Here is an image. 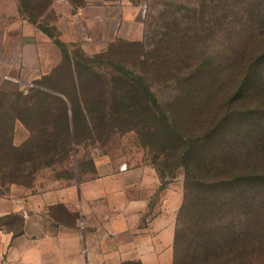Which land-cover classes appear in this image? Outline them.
Listing matches in <instances>:
<instances>
[{
	"label": "trees",
	"instance_id": "16d2710c",
	"mask_svg": "<svg viewBox=\"0 0 264 264\" xmlns=\"http://www.w3.org/2000/svg\"><path fill=\"white\" fill-rule=\"evenodd\" d=\"M232 9L229 0L212 5L205 22L209 26L195 25L202 28L198 29L205 38L197 32L190 34L196 22L190 20L189 27L171 25L160 34L156 46L151 47L144 36L142 41L118 46L117 52L110 46L109 51L93 56L112 60L109 55H125L109 64L116 75L93 74L94 60L90 58L66 57L52 68L54 77H43L44 83H35L26 92L0 93L1 180L31 184L33 177L24 180L28 166L40 163V169L48 168L55 157H61L58 163L65 160L69 165L71 152L80 142L131 131L154 152L151 164L160 176L182 169L186 184L181 213L193 188L205 201L214 198L225 183L236 186L243 176L253 182L264 179V130L262 122L250 123L264 109V17L251 23L237 59L227 69L209 75L211 63L205 52L196 51V44L228 34ZM149 80L173 82L181 88V94L169 101L172 109L167 115L158 109ZM6 107L18 110L15 120L29 128L32 139L27 143V157L14 143L13 125L3 123ZM180 233L179 229L175 234L173 264H216L223 257L248 259L243 251L247 243L240 246L230 241L218 249L220 244L201 247L198 240L192 242L193 252L180 259Z\"/></svg>",
	"mask_w": 264,
	"mask_h": 264
},
{
	"label": "rangeland",
	"instance_id": "374dc122",
	"mask_svg": "<svg viewBox=\"0 0 264 264\" xmlns=\"http://www.w3.org/2000/svg\"><path fill=\"white\" fill-rule=\"evenodd\" d=\"M126 1L139 6V41L146 36L151 47L156 46L160 34L167 32L171 25L189 27L187 22L191 20L196 21L194 26L197 23L207 28L209 25L205 22L209 20V13L213 11L212 5L220 2V0ZM229 2L233 9L228 34L223 39L215 38L206 44H196L197 53L205 52L206 60L211 63L209 75L227 69L237 59L241 49L240 42L246 41L244 39L249 35L251 23L264 17V0ZM127 15L130 17V11H127ZM199 27L195 26L193 32L189 33L197 32L201 38H205ZM135 32V26L133 29L123 26V35L135 36ZM11 35L13 38L18 34ZM130 42L134 41L122 38L108 43L106 47H94V42L61 40L58 42L61 45L58 49L46 47L35 49L19 47L20 40L15 37L11 41L0 39V93L26 92L35 83H44L43 77L47 75L54 77L51 73L52 68L58 64V60L60 62L66 57L71 60L90 58L94 60L93 74L116 75L109 64L114 63L112 60L125 59V55L117 53L109 55L108 59L112 60L94 59L93 56L109 51L110 46H115L110 49L117 52L118 46ZM105 58L107 59V56ZM148 86L157 99L158 109L167 115L172 109L169 101L181 94V88L173 82L157 84L150 80ZM5 109L7 114L3 123L8 127L13 125L14 143L23 148L27 157L29 153L27 143L32 139L29 128L15 120L18 110L10 107ZM250 120V123L262 122L264 130V109L263 113H255ZM136 127L138 131V126ZM243 149L245 151L246 146ZM154 155L147 142L142 141L136 132L131 131L124 136L115 134L101 141L80 142L71 152L69 159L71 169L68 164H64L65 160L57 162L61 157H55L56 160H53L48 168L43 166L40 169V163L28 166V170L24 172L26 175L24 180L32 181L33 177L31 184H6L0 178V264H21L18 261L20 250L35 247L47 254L51 250H58L61 263L65 261L67 264L75 260L72 253L79 250L80 256L76 257V260L84 264L83 234L87 208L85 185L102 183L105 188L111 190L125 187L129 182L139 183L140 186L128 189L129 195L147 196V208L139 214L138 233L149 232L155 241L154 253L152 254L151 248L148 251L150 255H147L145 241L141 239L139 242V249L148 264H173L175 234L179 229L182 230L178 253V256L181 255L180 259L193 252L191 248L195 240L201 242V247L213 242L220 244L216 246L218 249H222L230 241H237L240 246L247 243L248 248H244L243 251L248 254V259L234 261L230 257H223L216 264H264V179L253 182L243 176L240 178L243 181L237 182L236 186L230 187L231 185L225 183L214 198L210 200L206 198L205 201L199 191L193 188L186 197V209L181 213V208L185 204L186 184L182 169L175 170L173 174L160 176L151 164ZM45 160L42 161L43 164ZM120 166H126L132 175L118 176ZM151 169L157 173L155 180ZM112 205H115L114 209L117 212L121 210V201L117 196L112 201L105 202L104 207L109 216L112 213ZM122 215L126 224L130 218L133 224H136L135 214H130L126 208ZM169 235L172 236L170 247L167 245ZM108 262L111 264V259L108 258Z\"/></svg>",
	"mask_w": 264,
	"mask_h": 264
},
{
	"label": "crops",
	"instance_id": "0c3cea01",
	"mask_svg": "<svg viewBox=\"0 0 264 264\" xmlns=\"http://www.w3.org/2000/svg\"><path fill=\"white\" fill-rule=\"evenodd\" d=\"M127 11H130V17ZM123 26L131 29L135 26V36L123 35ZM12 33L18 34L13 38L20 40L19 47L35 49H58L61 46L58 42L61 40L94 42V47H106L108 43L122 38L139 41L140 8L126 0H0V39L11 41ZM151 170L154 179L157 173ZM128 174L131 173L127 167L120 166L118 176ZM134 187L140 188L139 183L129 182L125 187L111 190L102 183L85 185L87 208L83 234L84 264H108V258L111 259V264H123L127 261L148 264L139 249V242L143 239L147 252L151 248L153 254L155 241L149 232L138 233L139 214L147 208V196L129 195L128 189ZM116 196L121 201V210L117 212L115 205H112L109 216L104 207L105 202L112 201ZM124 208L130 214H135V225L132 218L126 224L122 215ZM149 229L147 225V230ZM171 237L168 236L169 247ZM72 255L75 260L70 264H81L80 260H76L80 251H75ZM19 256L21 264H67L65 261L61 263L58 250H51L47 254L37 247L24 248L20 250Z\"/></svg>",
	"mask_w": 264,
	"mask_h": 264
}]
</instances>
